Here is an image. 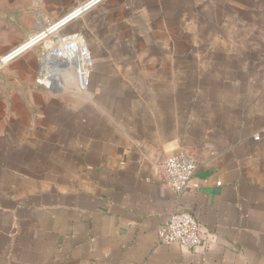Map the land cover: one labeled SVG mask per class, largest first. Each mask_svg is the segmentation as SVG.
<instances>
[{"label": "crops", "instance_id": "obj_1", "mask_svg": "<svg viewBox=\"0 0 264 264\" xmlns=\"http://www.w3.org/2000/svg\"><path fill=\"white\" fill-rule=\"evenodd\" d=\"M29 1L0 68L35 45L38 72L60 31L94 69L86 90L55 70L0 108V264H264V0ZM183 152L179 196L163 164ZM174 211L199 223L195 250L160 244Z\"/></svg>", "mask_w": 264, "mask_h": 264}, {"label": "built area", "instance_id": "obj_2", "mask_svg": "<svg viewBox=\"0 0 264 264\" xmlns=\"http://www.w3.org/2000/svg\"><path fill=\"white\" fill-rule=\"evenodd\" d=\"M48 38L39 52L41 70L38 82L50 89L55 70H59L60 76L67 71H74L80 89L86 90L91 82L94 58L84 36L81 33H53ZM255 139L259 140V137ZM163 171L169 188L182 196L194 186L197 162L192 155L183 152L168 157L163 164ZM159 242L165 246L177 245L195 250L201 243L199 223L190 213L174 211L159 231Z\"/></svg>", "mask_w": 264, "mask_h": 264}, {"label": "rangeland", "instance_id": "obj_3", "mask_svg": "<svg viewBox=\"0 0 264 264\" xmlns=\"http://www.w3.org/2000/svg\"><path fill=\"white\" fill-rule=\"evenodd\" d=\"M5 3L7 6L5 9H2V4ZM13 0H0V60L6 56L5 54L8 52V44L5 47V50L1 48L3 46L2 37L10 38L13 34L12 31H18V25H23V19L25 14H30L31 12V2L29 0H23L22 2V17L16 15L14 16V8H13ZM3 12L6 13V17H4ZM20 20H22V25ZM24 28L22 27V30ZM55 34H62L60 31H55ZM71 34V33H69ZM28 38V39H25ZM33 38V37H32ZM30 33H24L22 31V39H25L24 45L30 39ZM7 40V39H6ZM49 38H44L41 44L46 45V42ZM40 44V43H39ZM35 45L31 47L29 50H25L16 55L13 59H11L8 63L3 65L0 68V108L3 109L7 107L5 112L8 114L11 107H29V89L33 86L35 82L38 85L46 86L42 83H39L38 80L35 81L36 74L40 73L41 66L36 70V66H34L33 58L29 57L30 53L34 51ZM20 48V47H19ZM17 51V50H16ZM18 52V51H17ZM16 52V53H17ZM34 55V53H33ZM19 60V61H18ZM40 63V61H39ZM40 65V64H39ZM14 74V75H12ZM34 77V80H33ZM58 86V85H57Z\"/></svg>", "mask_w": 264, "mask_h": 264}]
</instances>
